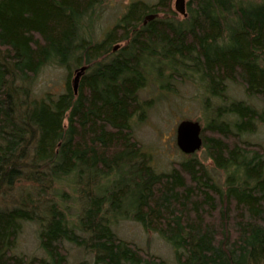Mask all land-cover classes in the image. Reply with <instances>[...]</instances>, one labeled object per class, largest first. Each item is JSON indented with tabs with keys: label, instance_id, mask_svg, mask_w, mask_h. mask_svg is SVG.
I'll use <instances>...</instances> for the list:
<instances>
[{
	"label": "trees",
	"instance_id": "trees-1",
	"mask_svg": "<svg viewBox=\"0 0 264 264\" xmlns=\"http://www.w3.org/2000/svg\"><path fill=\"white\" fill-rule=\"evenodd\" d=\"M171 1L128 0L100 36L109 0H0V264H264V145L251 137L264 0H187L181 18ZM53 70L55 89L38 85ZM174 80L194 87L209 164L195 151L160 169L134 133L156 99L142 90ZM121 220L170 258L120 236ZM25 223L42 255L18 248Z\"/></svg>",
	"mask_w": 264,
	"mask_h": 264
},
{
	"label": "rangeland",
	"instance_id": "rangeland-1",
	"mask_svg": "<svg viewBox=\"0 0 264 264\" xmlns=\"http://www.w3.org/2000/svg\"><path fill=\"white\" fill-rule=\"evenodd\" d=\"M128 0H109V3L103 5L105 8L101 15L97 16L98 25L95 28L96 35H102L106 29L110 28L121 16L123 6ZM154 2L155 0H146ZM174 1L170 2V7L175 11L177 18H181L182 14L174 8ZM187 0H185L186 2ZM106 3V2H105ZM104 3V4H105ZM121 44V42L113 43ZM119 47V46H118ZM54 72V73H53ZM38 80V85L45 84L51 89H55L58 79L61 77L60 70H53L51 72H44ZM74 75L72 76L73 79ZM174 87L171 93H158L157 88H146L142 90L143 97L156 98L152 106L146 111L145 118L141 122H136L134 125V133L136 137L153 153L154 163L160 169L169 167L170 162L184 158L186 153L181 151L175 140L176 125L181 119L190 118L199 120L201 125H204L202 120V110L193 100L194 87L189 81H175L172 82ZM152 89V90H150ZM230 93L244 97V92L238 84L232 85ZM158 95V96H156ZM245 98V97H244ZM258 105L262 102L255 97L251 98ZM253 140H260L264 145V126L260 125L255 133L251 135ZM196 154L203 159L206 164L203 149L200 147ZM117 232L125 239L133 240L137 244L161 254L164 257L170 258V252L167 245L158 240L150 231L146 232L141 228L139 223L131 220H121L116 225ZM18 248L27 254L42 255V250L38 245L37 230L33 223H25L23 231L19 236ZM74 253V249H71ZM73 262L80 258L79 251L75 249V255L70 257Z\"/></svg>",
	"mask_w": 264,
	"mask_h": 264
},
{
	"label": "water",
	"instance_id": "water-1",
	"mask_svg": "<svg viewBox=\"0 0 264 264\" xmlns=\"http://www.w3.org/2000/svg\"><path fill=\"white\" fill-rule=\"evenodd\" d=\"M185 6V0L174 1V8L182 15H186ZM118 46L119 44H116L113 48L116 49ZM84 69L85 66H80L78 69L75 70V74L72 79L74 91H76L77 89L79 77L84 71ZM201 130L202 125L199 120L190 118L179 120L176 125L175 134V140L178 148L187 154L197 151L202 146Z\"/></svg>",
	"mask_w": 264,
	"mask_h": 264
}]
</instances>
